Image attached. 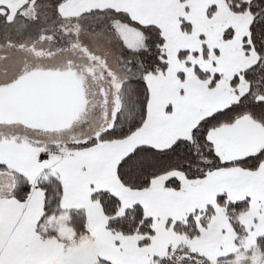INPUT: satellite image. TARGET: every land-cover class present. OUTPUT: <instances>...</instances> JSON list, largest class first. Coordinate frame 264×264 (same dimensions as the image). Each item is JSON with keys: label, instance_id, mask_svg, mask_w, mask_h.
Returning a JSON list of instances; mask_svg holds the SVG:
<instances>
[{"label": "snow or ice", "instance_id": "1", "mask_svg": "<svg viewBox=\"0 0 264 264\" xmlns=\"http://www.w3.org/2000/svg\"><path fill=\"white\" fill-rule=\"evenodd\" d=\"M0 264H264V0H0Z\"/></svg>", "mask_w": 264, "mask_h": 264}]
</instances>
